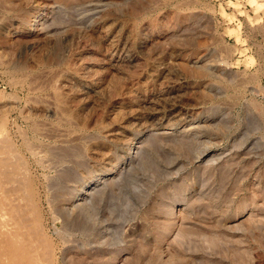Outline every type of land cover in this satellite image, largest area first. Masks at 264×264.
Returning a JSON list of instances; mask_svg holds the SVG:
<instances>
[{
	"label": "rangeland",
	"instance_id": "obj_1",
	"mask_svg": "<svg viewBox=\"0 0 264 264\" xmlns=\"http://www.w3.org/2000/svg\"><path fill=\"white\" fill-rule=\"evenodd\" d=\"M0 115L53 264H264V0H0Z\"/></svg>",
	"mask_w": 264,
	"mask_h": 264
},
{
	"label": "bare ground",
	"instance_id": "obj_2",
	"mask_svg": "<svg viewBox=\"0 0 264 264\" xmlns=\"http://www.w3.org/2000/svg\"><path fill=\"white\" fill-rule=\"evenodd\" d=\"M17 80H15V82ZM45 87L47 89V86ZM50 110L52 111V109ZM3 121L1 120L0 122V171H4V177H9V179L16 182L17 189L14 190V194L11 196L6 194L3 188H0V264H53L54 248L48 241L47 236H45V234L43 235L39 223L40 221L37 219L31 181L27 179L25 164L20 160L18 154H16L17 151L15 153V151L12 150L13 148L6 146L8 140L5 134ZM22 144H24V141ZM28 144L31 145L30 143ZM9 146L12 147V145ZM31 148H29V150ZM35 149L36 148H34V150ZM41 151L42 150H40V154ZM35 152L33 153L36 154ZM41 161H43V157Z\"/></svg>",
	"mask_w": 264,
	"mask_h": 264
}]
</instances>
